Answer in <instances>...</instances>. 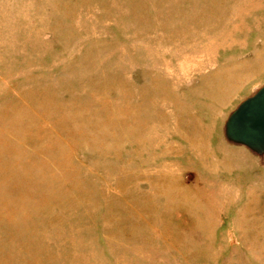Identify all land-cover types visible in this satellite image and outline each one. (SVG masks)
I'll return each instance as SVG.
<instances>
[{
    "label": "rangeland",
    "instance_id": "1",
    "mask_svg": "<svg viewBox=\"0 0 264 264\" xmlns=\"http://www.w3.org/2000/svg\"><path fill=\"white\" fill-rule=\"evenodd\" d=\"M264 0H0V264H264Z\"/></svg>",
    "mask_w": 264,
    "mask_h": 264
},
{
    "label": "water",
    "instance_id": "2",
    "mask_svg": "<svg viewBox=\"0 0 264 264\" xmlns=\"http://www.w3.org/2000/svg\"><path fill=\"white\" fill-rule=\"evenodd\" d=\"M225 135L231 142L264 154V84L231 112Z\"/></svg>",
    "mask_w": 264,
    "mask_h": 264
}]
</instances>
